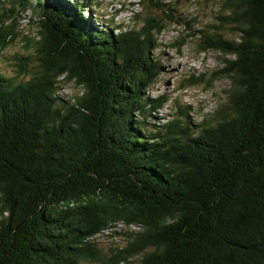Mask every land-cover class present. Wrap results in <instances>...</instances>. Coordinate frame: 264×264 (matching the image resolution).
<instances>
[{"label":"trees","instance_id":"1","mask_svg":"<svg viewBox=\"0 0 264 264\" xmlns=\"http://www.w3.org/2000/svg\"><path fill=\"white\" fill-rule=\"evenodd\" d=\"M205 1L220 24L199 48L229 55L227 102L162 123L159 19L127 31L91 0H0V52L38 18L32 55L0 73V264H264V0Z\"/></svg>","mask_w":264,"mask_h":264},{"label":"rangeland","instance_id":"2","mask_svg":"<svg viewBox=\"0 0 264 264\" xmlns=\"http://www.w3.org/2000/svg\"><path fill=\"white\" fill-rule=\"evenodd\" d=\"M141 1L91 0V3L99 19L106 25L110 24L112 28L123 27L127 31H138L144 25L145 18L150 16L166 25L165 30L156 34L158 48L152 55L160 63L161 71L150 90V96L154 99L163 97L164 103L153 115L165 123L182 117V112H188L193 122L200 123L227 102L231 88L230 79L221 74L229 55L217 50L202 52L197 38L199 31L206 29L209 24H220L218 16L221 3L205 0H165L168 7L173 9L170 12L167 8L165 11L153 10L149 3L142 4ZM137 15L139 18H136ZM184 18L191 22V28L182 24L180 20ZM37 19L35 17L34 21L30 20V13L23 18L19 40L4 52H0V73L16 76L17 67L12 61L14 55H32L34 49L26 48L21 39L24 36L37 37ZM231 37L236 38L233 34ZM34 65L35 61L30 66ZM61 85L63 88L60 93L63 97H74L83 92L74 82ZM122 229L124 227L118 226L110 230L113 233ZM113 240L104 235L99 239V246L109 249L126 244L122 236Z\"/></svg>","mask_w":264,"mask_h":264}]
</instances>
